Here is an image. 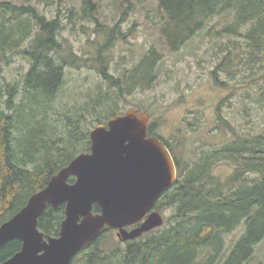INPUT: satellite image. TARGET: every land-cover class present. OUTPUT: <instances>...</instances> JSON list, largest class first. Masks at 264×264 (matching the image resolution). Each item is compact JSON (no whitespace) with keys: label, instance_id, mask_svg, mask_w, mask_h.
I'll return each instance as SVG.
<instances>
[{"label":"trees","instance_id":"1","mask_svg":"<svg viewBox=\"0 0 264 264\" xmlns=\"http://www.w3.org/2000/svg\"><path fill=\"white\" fill-rule=\"evenodd\" d=\"M81 1L82 18L92 19L96 13L92 0ZM157 2L166 18L160 28V37L170 51L179 50L204 28L209 18L220 12L235 11L231 25L225 30L228 35L237 36L243 26L250 24L243 38L247 51L243 60H246L245 67L250 73L247 84L256 82L257 85L254 94L249 92L246 95L253 99L256 113L264 119V0H242V4L239 0ZM33 24L39 27V31L30 50L22 53L32 59V68L22 83V102L13 104L15 90L9 86L5 93L8 101L0 108V225L20 211L32 194L42 190L50 178L78 154L90 152L84 114L66 115L67 130L61 137H55L56 128L47 122L51 103L63 82L62 64L58 62L64 48L57 40L59 22H49L30 6L17 7L1 2L0 52L3 55L18 48L23 39L29 37ZM102 32H106L105 28L98 27L97 33ZM114 32L112 28L105 34L108 38ZM234 46L226 47L233 55L222 59L215 68L217 74L227 72V64L235 59ZM105 48L98 46L96 57L101 59ZM160 60L161 54L149 50L129 75L131 88L151 83ZM87 61L85 59L84 63ZM256 64L261 70L258 76L253 69ZM106 69L103 65L98 73L112 88H118L119 80L106 76ZM225 83L218 81L222 87ZM126 87L130 89L128 84ZM117 90L120 93L121 89ZM108 97L100 92L92 110L89 104L82 109L89 110L88 114L94 120L105 124L110 118L122 114L112 110L104 119L96 114L94 107L101 106ZM111 109L109 107L107 111ZM217 111V130L232 135L220 147L205 148L180 160L173 151L177 140L168 143L161 139L177 169L175 183L159 197L154 207L158 212H172L163 226L123 243L124 246L109 244L108 248L101 246L107 242L104 236L110 231L105 228L71 264H251L264 240V130L255 135L241 134L221 117L220 105ZM252 112L250 108L243 109L247 117ZM152 132L153 125H149V136ZM223 161L231 164L232 173L221 180L214 177L212 171ZM68 182L73 183L74 178H69ZM64 211V205L55 210L47 206L38 220V230L45 238L59 235ZM93 211L99 212L100 209L94 205ZM240 226H243L240 237L226 248L227 235ZM20 248L18 240L5 244L0 248V262L9 259ZM257 264H264V256Z\"/></svg>","mask_w":264,"mask_h":264},{"label":"rangeland","instance_id":"2","mask_svg":"<svg viewBox=\"0 0 264 264\" xmlns=\"http://www.w3.org/2000/svg\"><path fill=\"white\" fill-rule=\"evenodd\" d=\"M1 2L17 7L30 6L49 22H59L57 40L64 48L60 53L63 63L61 58L58 62L62 64L63 82L51 103L47 118V122L56 128L55 137L65 134L66 115L76 117L80 114L85 115L84 130L89 136V132L100 122L88 114L89 110L82 108L89 104L92 110L100 92L109 97L101 106L94 107L96 114L104 119L112 110L122 114L128 110L146 113L148 124L153 125V137L168 143L177 140L173 151L180 160L205 148L220 147L230 140V133L217 130L219 105L221 117L236 127L239 133L255 135L264 130V119L256 113V103L246 95L249 92L254 94L257 85L256 82L247 84L246 78L250 73L245 67L246 60H243L247 53L243 38L250 24L243 26L237 36L225 33L235 11L212 16L204 28L184 46L177 51H170L160 37V28L166 18L158 8L157 0H92L96 8L92 19L82 18L81 0ZM239 3L244 2L239 0ZM102 26L106 32L114 28V34L108 38L106 32L98 34V27ZM31 28L29 37L24 38L18 48L1 54L0 108L8 101L5 93L9 86L15 90L13 104L20 105L22 102V83L32 68V59L22 53L30 50L39 31L35 24ZM98 46L106 47L101 59L96 57L95 49ZM227 46L235 47V59L227 64V72L217 74L215 68L225 56L232 53ZM151 49L161 54L153 81L145 86L141 83L131 88L128 83L130 73ZM85 59L88 60L86 63ZM103 65L107 67L106 76L119 80L120 93L118 88H112L98 73ZM253 69L258 72L257 76L261 74L257 64ZM213 75H217L215 79ZM218 81L226 82V88L219 85ZM127 84L130 89H127ZM109 107L112 109L107 111ZM245 107L253 110L251 116L247 117L243 113ZM231 173V164L226 161L217 163L212 171L213 176L221 180ZM160 213L164 222L172 215L170 210H161ZM242 231L243 226H240L227 235L226 248L240 237ZM104 237L107 242L101 246L105 248L109 244L124 246L114 229H110ZM258 248L260 252H257L251 264L263 259L264 240Z\"/></svg>","mask_w":264,"mask_h":264},{"label":"water","instance_id":"3","mask_svg":"<svg viewBox=\"0 0 264 264\" xmlns=\"http://www.w3.org/2000/svg\"><path fill=\"white\" fill-rule=\"evenodd\" d=\"M89 140V153L77 155L0 225V248L21 242L20 250L0 264H71L105 228L116 230L125 243L164 224L154 207L175 183L177 169L161 140L148 136V115L128 110L94 127ZM61 205L65 218L59 235L45 238L38 220L47 206Z\"/></svg>","mask_w":264,"mask_h":264},{"label":"bare ground","instance_id":"4","mask_svg":"<svg viewBox=\"0 0 264 264\" xmlns=\"http://www.w3.org/2000/svg\"><path fill=\"white\" fill-rule=\"evenodd\" d=\"M54 210H55V209H54ZM160 214H161V213H160ZM99 236H100V235H99ZM3 246H4V245H3ZM3 246H2V247H3ZM2 247H1V248H2ZM81 251H82V250H81ZM81 251H80V252H81ZM80 252H79V253H80Z\"/></svg>","mask_w":264,"mask_h":264}]
</instances>
